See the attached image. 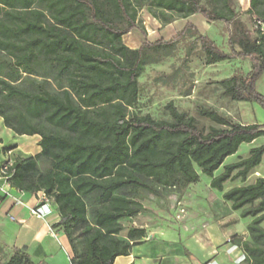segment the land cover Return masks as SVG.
Segmentation results:
<instances>
[{
    "label": "trees",
    "instance_id": "16d2710c",
    "mask_svg": "<svg viewBox=\"0 0 264 264\" xmlns=\"http://www.w3.org/2000/svg\"><path fill=\"white\" fill-rule=\"evenodd\" d=\"M205 1L151 0L150 5L165 24L192 15L224 23L229 54L191 24L178 37L192 32L208 66L248 59L246 75L216 84L230 101L264 109V95L255 88L264 75V33L259 26L251 31L239 18L235 0ZM246 14L264 24V0H249ZM138 28L128 0H0V117L17 136H38L40 148L34 156L13 155L10 183L13 190L43 192L50 199L71 248L70 264H113L146 237L143 228L119 237V221L140 212L126 191L185 187L198 182L199 171L221 192L226 181L244 182L264 153L262 145L245 159L223 164L241 144L264 137V125H242L203 109L200 114L218 126L204 133L171 103L168 121L130 111L148 52L177 41L144 40L128 49L121 39ZM222 198L241 217L252 218L249 240L232 236L227 243L244 256L241 264H264V178L231 188ZM4 264L34 263L14 250Z\"/></svg>",
    "mask_w": 264,
    "mask_h": 264
},
{
    "label": "rangeland",
    "instance_id": "374dc122",
    "mask_svg": "<svg viewBox=\"0 0 264 264\" xmlns=\"http://www.w3.org/2000/svg\"><path fill=\"white\" fill-rule=\"evenodd\" d=\"M150 1L128 0L139 28L124 35L121 43L133 50L139 48L144 40L151 43L177 41L173 45L167 44L158 51L148 52L149 55L138 78L137 101L130 111L137 115H148L154 120L168 121L170 116L166 106L171 103L178 112L193 118L197 127L204 133L211 127L218 126L200 114L203 109L213 110L232 120L239 119L235 103L224 95L222 87L216 82L235 74H247V68H250L249 60L234 58L217 65H205L200 44L194 40L193 33L186 32L178 37L184 29V20L176 19L170 24L161 22L158 10L150 5ZM201 2L206 4L205 0ZM33 7L42 9L36 4ZM251 20L244 16L242 21L252 26ZM192 22L196 24L200 35L211 41L219 51L230 53L228 32L224 23H207L199 15H196ZM254 29L252 27V30ZM50 88L55 89L53 84ZM255 88L264 95V75L257 79ZM240 112L243 122L264 125V109L258 104L247 102ZM20 143L23 146H30L32 140L23 137ZM262 145L264 137L257 139L254 147ZM248 149L249 146L242 145L237 154L227 158L224 164L234 161L237 156L245 155ZM263 167L264 160L260 170L264 169ZM221 172L222 168L214 176ZM198 173V182L185 187L158 188L154 185L153 191L147 189L126 191L125 195L140 205V212L119 221L122 229L119 237H126L130 228L144 230L159 228L158 232L172 235L189 258L197 260L201 255L211 256L208 254L217 253L223 264H236L240 252L229 250L226 241L231 233H246L250 218L241 217L240 212L232 211L224 202L222 192L209 189L211 179L199 171ZM219 221H226L224 224L227 226L223 227ZM234 221L235 223L230 225Z\"/></svg>",
    "mask_w": 264,
    "mask_h": 264
},
{
    "label": "crops",
    "instance_id": "0c3cea01",
    "mask_svg": "<svg viewBox=\"0 0 264 264\" xmlns=\"http://www.w3.org/2000/svg\"><path fill=\"white\" fill-rule=\"evenodd\" d=\"M235 1L237 3V10L239 11V18L243 20L244 16L249 17L246 14L249 9V0ZM195 16L196 15H192L186 19H183L184 26L186 24H191L195 27L198 33L201 34L196 24L192 22V19L195 18ZM251 23L253 25L248 26L251 31L252 27L256 29L259 26L260 31L264 33V24H261L255 20H253ZM217 64L218 63L213 65ZM247 69L248 70L246 73L249 72L250 68L248 67ZM233 103H235V107L239 112V119L234 120L235 122H238L242 125L255 124L243 122L240 118V109L247 102ZM23 137L31 138L32 144L30 146H23L20 143V140ZM257 139L249 144H241L239 148L242 145L249 146L247 153L245 155L237 156L236 159L229 164L235 163L240 159L247 158L249 151L252 148L257 147H254ZM38 141V136H17L10 129L5 127L3 120L0 117V163L3 162V152L7 149H11L13 155L24 157L38 154L40 152ZM237 152L230 157L235 156ZM263 160L264 153L261 157L259 165L249 171L244 182L240 179L226 181L222 185V194L231 188L251 185L256 181V179L264 178V169L260 170ZM209 189L215 190L210 186ZM14 194L23 201L24 206L16 205L11 198H0V264L6 263L12 256L14 250L23 251L34 264H70V259L72 258L71 248L63 231L57 226V223L59 222V216L55 208L50 205L51 213L44 218H37L30 214L29 209L34 208L40 203V195L38 193ZM226 203L229 206L231 205L229 202ZM249 218L251 222L252 218ZM218 223L223 227L227 226L224 224L226 221H219ZM233 223H235V221L230 223V225ZM158 230L159 228L146 229V237L140 243L132 245L128 254L116 257L113 261V264H223L217 257L219 255L217 253L208 254L211 256L201 255L199 258H197V260L195 258L187 257L183 247L174 237H172V235H166L162 232H158ZM232 236H238L241 237L242 240L248 241L249 237L247 233V227L246 233H231L229 235V239H231ZM226 244L229 246V250H236L231 246L230 243H227V241ZM241 255L242 254L240 252V256L236 259V264H241L237 263V260L241 257Z\"/></svg>",
    "mask_w": 264,
    "mask_h": 264
},
{
    "label": "built area",
    "instance_id": "2783aa9c",
    "mask_svg": "<svg viewBox=\"0 0 264 264\" xmlns=\"http://www.w3.org/2000/svg\"><path fill=\"white\" fill-rule=\"evenodd\" d=\"M4 160L0 163V196L3 198H11L16 205L24 206L23 201L15 196L14 193L22 194L24 192L16 191L12 189L11 179V167L14 164L13 153L11 149H7L3 152ZM40 195V203L34 208L29 209L32 216L37 218H44L51 213V201L48 199L43 192L38 193ZM234 249L238 250L236 247ZM244 260V256L237 260V263H241Z\"/></svg>",
    "mask_w": 264,
    "mask_h": 264
}]
</instances>
